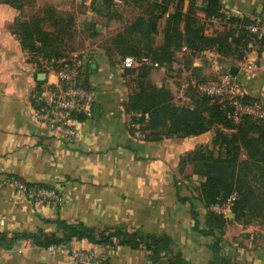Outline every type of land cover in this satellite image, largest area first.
<instances>
[{"label":"crops","instance_id":"0c3cea01","mask_svg":"<svg viewBox=\"0 0 264 264\" xmlns=\"http://www.w3.org/2000/svg\"><path fill=\"white\" fill-rule=\"evenodd\" d=\"M220 2L224 11L259 19L264 25V0ZM196 4L201 9L205 0H196ZM19 5L0 3V182L16 176L30 185L55 188L62 202L39 200L12 186H1L0 237L5 235L11 242L22 233L62 235L56 222L61 218L97 229L123 226L169 234L174 248L190 264H209L214 257L211 244L219 237L235 264H264L263 217H248L244 223L235 218L229 201L207 206L200 195L204 178L180 173L182 157L211 140L218 128L159 140H147L140 132L132 134L124 104L136 87V77L126 76L122 62L112 61L106 47L96 44L87 56L89 64H95L89 76L93 103L91 115L78 122V138L66 143L36 121L32 95L39 74L54 63L24 49L15 31L18 23L41 18L53 8L63 26L71 30L82 25L96 38L94 32L104 31L113 21L109 26H92L91 18L104 0H19ZM172 10L170 7L158 20L160 32ZM187 52L184 48L174 62L178 77H169L158 66L152 70L153 82L171 89L177 104L192 105L191 92L203 94L204 84L237 66L236 77L245 95L264 105V46L252 49L243 59L205 50L189 62ZM48 78L56 80L48 74L43 82ZM95 104L98 108L93 115ZM209 210L227 217L223 229L216 228L214 235L194 228V211L200 228H210ZM88 250L99 251L106 264L150 263L146 250L125 245L107 250L106 245L83 238L43 247L32 238L18 237L11 247L0 245V264H79L72 254Z\"/></svg>","mask_w":264,"mask_h":264},{"label":"trees","instance_id":"16d2710c","mask_svg":"<svg viewBox=\"0 0 264 264\" xmlns=\"http://www.w3.org/2000/svg\"><path fill=\"white\" fill-rule=\"evenodd\" d=\"M153 2L159 10L157 9L158 13L151 28L146 27L147 19L140 14L125 30L128 35L138 37L137 46L122 53L120 51L123 56L141 54L136 58L147 57L151 61L133 68H127L122 63L126 76L137 75L136 87L124 104L126 113L131 117L130 131L132 134L142 133L147 140H159L163 137L198 135L217 127V133L211 140L200 144L182 157L180 173L184 177L199 175L204 178L200 184V195L207 206L222 205L234 197L231 208L235 218L247 223L248 217L250 219L254 215H261L260 212L264 209V120L245 116L236 124L228 116L231 107L206 94L191 92L192 105L177 104L171 89L165 84H155L150 75L155 66L172 71L175 68L176 55L184 48L188 50L185 57L189 62L205 50L243 59L252 50V40L248 34L244 32L241 37L230 40L232 32L224 24L208 22L207 19L213 16L225 19L230 16L229 20H242L246 24L253 22V19L224 11L220 0H205L201 9L196 0ZM0 3L21 6L19 0H0ZM114 3L115 0H104L103 7L93 14L91 23L94 29L99 25L109 26L113 20L121 17L118 11L113 9ZM170 7L173 10L169 13L166 28L160 32L158 20ZM67 29L62 25L55 10L49 8L41 18L21 20L15 31L24 49L35 57L40 56L55 64L56 61L69 56L65 54L61 38ZM124 32L116 34L115 45L117 42L127 41L122 40ZM97 33L94 32V35ZM107 53L112 60L109 50ZM89 63L88 76L92 70V64ZM38 83L40 87L43 81ZM244 101L258 102L246 95ZM32 102L33 105L37 104L34 98ZM244 153L246 157H243ZM197 214L194 211V228L204 235H214L215 229L222 230L227 221L224 214L209 210L210 228L203 229L199 226ZM56 222L62 235H48L42 231L22 233L16 234L11 242H7L4 235L0 237V245L11 247L14 239L18 237L32 238L43 247L69 244L74 239L87 238L100 245L117 243L132 249L146 250L149 264H190L183 252L174 248V239L169 234L156 235L140 228L129 230L123 226L97 229L82 222L70 223L61 218ZM211 249L214 257L209 264H235L225 253L219 237L211 244Z\"/></svg>","mask_w":264,"mask_h":264},{"label":"built area","instance_id":"2783aa9c","mask_svg":"<svg viewBox=\"0 0 264 264\" xmlns=\"http://www.w3.org/2000/svg\"><path fill=\"white\" fill-rule=\"evenodd\" d=\"M228 17L221 19L213 16L207 21L224 24L232 32L230 40L234 37H241L246 32L252 40V49L264 46L262 21L253 19V22L246 24L242 20L231 21ZM88 62V59L81 60L79 55L73 54L47 66L43 73L52 74L56 80L51 81L48 78L40 87H36L32 95L37 102L34 105L36 121L66 143L73 142L78 138V122L83 116L88 118L91 115L93 90L88 79ZM122 63L127 68H133L143 63H151V61L147 57L136 58L128 55L124 57ZM249 66L252 67L253 65L250 64ZM202 91L203 94L212 96L221 103L230 106L228 116L236 124L240 123L245 116L264 120V105L259 102H245L243 84L230 72L222 74L217 80L204 84ZM3 185L12 186L39 200L47 199L56 203L62 202L61 194L57 189L35 184L30 185L16 176L7 177L0 182V187ZM233 198L231 197L227 201L232 204ZM116 247H118L117 243L106 245L107 250H113ZM72 255L79 264H106L97 250L78 251Z\"/></svg>","mask_w":264,"mask_h":264},{"label":"rangeland","instance_id":"374dc122","mask_svg":"<svg viewBox=\"0 0 264 264\" xmlns=\"http://www.w3.org/2000/svg\"><path fill=\"white\" fill-rule=\"evenodd\" d=\"M113 9L117 10L121 17L119 19L113 20L110 27L106 28L100 33H97V35H95L96 38H92L90 36L91 31L85 27L83 28L82 25L79 26L78 24L76 27L77 29L71 28V30H69L66 28L67 30L65 34L61 36L62 44L65 48V54H69V56H71L73 53H75L80 56L81 60L85 58L88 59L87 56L89 55L90 47L100 44L109 50L114 62L121 63L125 56L121 55L120 51L122 53L126 49H133L138 44V37L128 35L125 31L126 27L133 23L141 13H145L149 16L147 18L146 27L150 29L151 24L155 19V15H157L159 10L157 7H155L153 0H115ZM118 31H125L122 40L127 41L124 43L117 42V45H115L116 43L114 39L117 36L116 34ZM140 56L141 54L135 57ZM180 58L181 52H178L176 55V60H179ZM164 72H166L169 77H178V74L176 73V67L170 72L166 70ZM152 73L150 77L152 76ZM132 75L135 77L137 76L136 74ZM133 76H130V78ZM157 77L161 79L162 75ZM151 81L153 82V79H151ZM178 99L181 100V98ZM258 188H260L259 185ZM260 214L261 215H254L253 217L257 218V216H260L264 219V209L260 212Z\"/></svg>","mask_w":264,"mask_h":264},{"label":"water","instance_id":"95a60500","mask_svg":"<svg viewBox=\"0 0 264 264\" xmlns=\"http://www.w3.org/2000/svg\"><path fill=\"white\" fill-rule=\"evenodd\" d=\"M94 67H95V64L92 63L91 69L93 70ZM238 72H239V68L237 66H232V68L230 70V74L232 76H237ZM38 78H39L40 81H43V80L46 79V74L45 73H40ZM97 108H98V104H95L94 107H93V115H95V111L97 110Z\"/></svg>","mask_w":264,"mask_h":264}]
</instances>
